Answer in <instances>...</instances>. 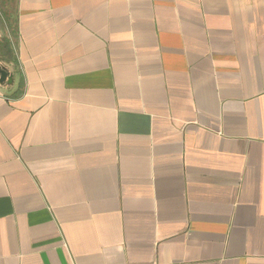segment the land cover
Instances as JSON below:
<instances>
[{"label":"crops","instance_id":"0c3cea01","mask_svg":"<svg viewBox=\"0 0 264 264\" xmlns=\"http://www.w3.org/2000/svg\"><path fill=\"white\" fill-rule=\"evenodd\" d=\"M0 64V264H264V0H0Z\"/></svg>","mask_w":264,"mask_h":264},{"label":"water","instance_id":"95a60500","mask_svg":"<svg viewBox=\"0 0 264 264\" xmlns=\"http://www.w3.org/2000/svg\"><path fill=\"white\" fill-rule=\"evenodd\" d=\"M13 79H14L13 74L8 71L6 66L0 64V84H5L6 82L12 84Z\"/></svg>","mask_w":264,"mask_h":264},{"label":"rangeland","instance_id":"374dc122","mask_svg":"<svg viewBox=\"0 0 264 264\" xmlns=\"http://www.w3.org/2000/svg\"><path fill=\"white\" fill-rule=\"evenodd\" d=\"M10 57V56H9Z\"/></svg>","mask_w":264,"mask_h":264}]
</instances>
